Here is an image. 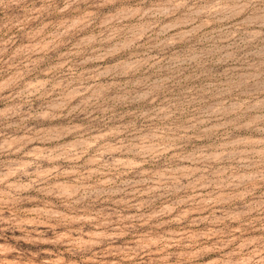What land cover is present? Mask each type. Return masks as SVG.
<instances>
[{"label":"clouds","instance_id":"1","mask_svg":"<svg viewBox=\"0 0 264 264\" xmlns=\"http://www.w3.org/2000/svg\"><path fill=\"white\" fill-rule=\"evenodd\" d=\"M21 242L264 264V0H0V264Z\"/></svg>","mask_w":264,"mask_h":264},{"label":"rangeland","instance_id":"2","mask_svg":"<svg viewBox=\"0 0 264 264\" xmlns=\"http://www.w3.org/2000/svg\"><path fill=\"white\" fill-rule=\"evenodd\" d=\"M39 124L40 122H36ZM172 228L175 229L176 226L172 225ZM51 233H49L50 235ZM22 249L31 250L33 252V256L35 257L32 260V264H63L64 257L60 255L59 250L55 249H48L51 248V245H37V246H30L24 245L22 242L18 245ZM195 251V250H194ZM106 255L110 256V259L101 261V264H121V257L117 252H109ZM153 260H159L161 264H167L163 257L157 256L153 257ZM68 264H77L75 260H70ZM145 264H152L151 261L146 260ZM181 264H191V260L183 261ZM196 264H216L215 257L211 258L207 262L200 260L197 261Z\"/></svg>","mask_w":264,"mask_h":264}]
</instances>
